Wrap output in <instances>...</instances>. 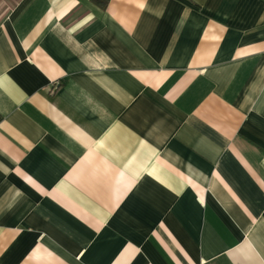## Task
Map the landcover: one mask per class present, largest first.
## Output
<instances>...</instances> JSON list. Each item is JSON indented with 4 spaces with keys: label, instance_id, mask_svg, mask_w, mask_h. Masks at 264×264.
<instances>
[{
    "label": "crops",
    "instance_id": "obj_1",
    "mask_svg": "<svg viewBox=\"0 0 264 264\" xmlns=\"http://www.w3.org/2000/svg\"><path fill=\"white\" fill-rule=\"evenodd\" d=\"M0 264H264V0H0Z\"/></svg>",
    "mask_w": 264,
    "mask_h": 264
}]
</instances>
